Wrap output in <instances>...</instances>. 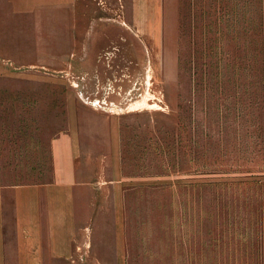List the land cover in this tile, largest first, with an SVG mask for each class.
<instances>
[{
	"label": "rangeland",
	"instance_id": "obj_1",
	"mask_svg": "<svg viewBox=\"0 0 264 264\" xmlns=\"http://www.w3.org/2000/svg\"><path fill=\"white\" fill-rule=\"evenodd\" d=\"M76 1L57 62L36 63L52 33L26 18L28 63H0V141H44L0 160V185L53 181L51 140L87 120L111 264H264V0Z\"/></svg>",
	"mask_w": 264,
	"mask_h": 264
},
{
	"label": "crops",
	"instance_id": "obj_2",
	"mask_svg": "<svg viewBox=\"0 0 264 264\" xmlns=\"http://www.w3.org/2000/svg\"><path fill=\"white\" fill-rule=\"evenodd\" d=\"M144 1L135 0L137 15H142ZM76 3V0H0V57L2 49L7 53L10 50L15 57L0 58V63H28L21 59L26 41L20 33L25 29L26 18L32 19L34 31H38L36 24L40 19L42 33H52L48 40L42 38L33 45L42 49V57L36 63L57 62L53 33L58 29L54 25L61 15L75 9ZM98 129L87 120H77L68 132L51 140L53 181L0 185V264H111L108 243L101 237L102 228L96 226L105 224L107 218L93 214L94 188L91 181L83 178L92 162L88 155L102 143ZM4 134L0 160L29 161L43 157V140L22 138L14 130ZM29 170L39 173L35 166ZM117 246L120 250L113 256H121L124 240L119 239ZM114 264L125 262L120 257Z\"/></svg>",
	"mask_w": 264,
	"mask_h": 264
}]
</instances>
